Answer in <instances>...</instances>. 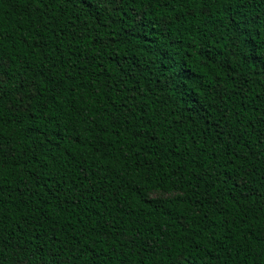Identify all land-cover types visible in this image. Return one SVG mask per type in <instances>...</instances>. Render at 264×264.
<instances>
[{"label":"trees","instance_id":"1","mask_svg":"<svg viewBox=\"0 0 264 264\" xmlns=\"http://www.w3.org/2000/svg\"><path fill=\"white\" fill-rule=\"evenodd\" d=\"M0 264H264V0H0Z\"/></svg>","mask_w":264,"mask_h":264}]
</instances>
